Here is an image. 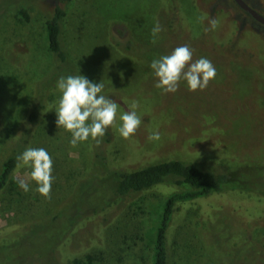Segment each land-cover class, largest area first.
Segmentation results:
<instances>
[{"label":"rangeland","instance_id":"obj_1","mask_svg":"<svg viewBox=\"0 0 264 264\" xmlns=\"http://www.w3.org/2000/svg\"><path fill=\"white\" fill-rule=\"evenodd\" d=\"M244 1L264 16V0ZM55 7L66 12L64 66L46 39ZM212 18L220 23L206 32ZM157 22L163 31L154 44ZM182 45L194 60L209 59L216 78L203 91L182 81L165 94L150 64ZM79 74L104 83L103 94L118 104L117 128L132 102L139 105L138 131L124 139L115 128L110 157L99 167L89 156L93 140L72 147L71 133L55 124L56 83ZM156 130L162 138L150 142ZM28 147L46 149L53 160L51 199L40 195L37 207L18 209V193L30 190L14 183L37 185L31 168L17 167L0 194V264H71L95 251L103 252L100 264H149L161 203L188 188L164 184L117 199L101 227L88 219L99 198L93 182L168 160L239 168L247 186L178 203L167 232L169 264H264V26L232 0H0V168ZM144 195L151 200L145 210L134 203ZM78 207L82 215L68 229L66 214Z\"/></svg>","mask_w":264,"mask_h":264},{"label":"trees","instance_id":"obj_2","mask_svg":"<svg viewBox=\"0 0 264 264\" xmlns=\"http://www.w3.org/2000/svg\"><path fill=\"white\" fill-rule=\"evenodd\" d=\"M16 13L22 16L24 20L29 21V15L25 9H19ZM65 14L66 12L63 8L55 7L53 14L45 22L49 51L58 59L62 66L67 63V56L61 44L62 21ZM124 47L128 49L129 45L127 44ZM33 117H35L34 112L30 115V119H33ZM117 135L115 128H109L99 145L93 141L91 142V147L88 146L90 159L95 166L103 165L105 160L110 157V144L113 143ZM18 156V153L9 155L1 163L0 194L11 182V177L18 167ZM17 184L19 183L16 182L13 186ZM164 184L177 187L184 186L188 190L172 192L161 203L158 223L149 237L151 244L149 264H169L167 232L178 203L197 202L212 194H222L224 191L247 190L244 172L242 169L235 167H225L219 172L203 169L194 163L181 160H168L142 168L129 166L121 171L110 172L104 180H95L93 182L99 198L97 205L89 210L90 216L88 219L92 216L91 218L96 219L102 227L103 221H105V214L107 212L111 213V210L113 211L114 201L134 195L138 196ZM36 188L37 186L31 184L29 194L22 196L21 193H18L19 199L16 204L18 209L37 207L41 201V196L36 191ZM150 201V197L144 195L137 197L134 203L139 209H144V207L150 205ZM62 214L63 212L52 219L50 223L57 222ZM81 215L82 211L79 207L75 212L67 213V228L70 229L72 222L80 218ZM42 227L35 228L40 229ZM102 257V251H95L86 254L81 259L73 260L71 264H100ZM122 263V258H120L118 264Z\"/></svg>","mask_w":264,"mask_h":264},{"label":"clouds","instance_id":"obj_3","mask_svg":"<svg viewBox=\"0 0 264 264\" xmlns=\"http://www.w3.org/2000/svg\"><path fill=\"white\" fill-rule=\"evenodd\" d=\"M199 19L202 22L205 17ZM219 23L216 18L210 19L205 31L216 30ZM161 31L163 29L157 22L151 31L152 43L157 42ZM150 67L157 78L155 87L165 94L177 92L182 81L187 84L189 91H203L217 75L212 62L204 57L194 60L193 50L187 45L178 46L170 54L154 59ZM104 87L102 81L96 83L80 74L61 76L58 79L56 88L61 96L56 106L55 124L57 128L71 133L72 147L89 139L99 145L109 128H117L118 104L103 94ZM138 106V102L133 101L131 110L119 116L121 123L117 130L124 139L134 136L142 123L136 111ZM161 138L158 130L148 136L150 142H158ZM17 160L18 167L31 168L30 179L36 183V191L50 200L54 180L53 160L47 150L28 147ZM18 183L24 192L30 190L26 180L20 179Z\"/></svg>","mask_w":264,"mask_h":264},{"label":"water","instance_id":"obj_4","mask_svg":"<svg viewBox=\"0 0 264 264\" xmlns=\"http://www.w3.org/2000/svg\"><path fill=\"white\" fill-rule=\"evenodd\" d=\"M242 11L252 17L257 23L264 26V16L250 7L244 0H232Z\"/></svg>","mask_w":264,"mask_h":264}]
</instances>
